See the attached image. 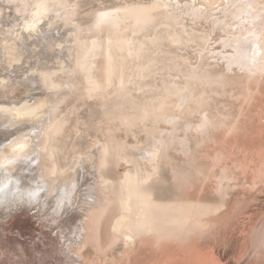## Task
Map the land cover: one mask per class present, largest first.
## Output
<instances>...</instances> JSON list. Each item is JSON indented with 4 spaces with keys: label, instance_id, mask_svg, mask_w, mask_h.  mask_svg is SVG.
Here are the masks:
<instances>
[{
    "label": "rangeland",
    "instance_id": "374dc122",
    "mask_svg": "<svg viewBox=\"0 0 264 264\" xmlns=\"http://www.w3.org/2000/svg\"><path fill=\"white\" fill-rule=\"evenodd\" d=\"M69 1L86 47L94 36L102 42L119 36L134 50L145 42L138 55L113 42L118 70L107 83L99 52L94 75L100 86L80 68L53 75L56 82L70 87L57 93L61 101L56 116L62 130L54 133L51 143H55L41 152L39 161L48 170L58 165V175L51 177L67 182L76 176L75 161L91 156L85 160L91 180L85 187L93 194L92 204L103 209L97 206L93 212L99 220L97 234L94 224L86 221L89 231L78 249L85 264L88 260L87 264H264V74L238 67L228 71L221 54L226 50L221 43L225 34L213 18L185 5L169 9L158 7L157 0ZM261 3L264 6V0ZM108 11L112 17L103 18ZM170 17L176 21L167 23ZM142 18H148L147 26L138 32ZM178 23L189 31L211 33L209 43L172 44L166 37L171 28L179 31ZM155 34L164 36L159 44L147 40ZM185 87L193 94L189 107L179 99ZM13 96L21 99L27 93L18 88ZM173 116L188 128L174 130L169 123ZM206 116L211 124L202 131L200 123ZM163 129L174 130L175 138L167 140V155L156 147L150 156L155 161H145L149 178L141 187L150 229L128 248L113 224L121 214L125 173L140 167L130 148L147 145L152 151L151 137L168 139L166 132L160 133ZM182 140H187L188 151ZM101 154L103 164L104 159L97 157ZM96 157L98 165L91 172ZM82 206L83 202L63 210L61 222L43 207L32 209L35 212L17 207L1 211L0 264H66L60 242L75 239L72 232L82 224ZM72 248L77 245L72 243Z\"/></svg>",
    "mask_w": 264,
    "mask_h": 264
},
{
    "label": "bare ground",
    "instance_id": "6f19581e",
    "mask_svg": "<svg viewBox=\"0 0 264 264\" xmlns=\"http://www.w3.org/2000/svg\"><path fill=\"white\" fill-rule=\"evenodd\" d=\"M156 3L157 6L165 5L169 9L182 4L190 11L194 10L206 18H213L214 25H217L225 34L221 43L226 50L221 54L227 59L226 69L229 71L238 67L243 72L264 74V6L261 0H163V3L162 0H157ZM75 14L76 11L69 0H0V213L5 212L6 209L12 211L15 207L29 211L35 207H43L46 211L52 212L53 220L61 222L58 217L63 210L75 209L76 205L83 202L84 217L78 216L83 217L82 224L79 223L78 230L72 232L75 236L73 241L67 239L60 242L62 246L60 253L66 264H85L84 254L82 255L78 249L83 244L80 240L85 242L87 238L89 226L86 225V221L94 224L96 234L99 227V220L93 215L98 205L92 204L93 194L89 187L86 188L90 179L87 177L88 168L85 160L90 159L91 156L75 161L76 176L67 182L51 177L57 174L58 165L53 164L54 167L48 170V167L41 163L43 161H39L41 152L51 148L54 133L62 130L63 124L61 126L60 119L56 116L58 104L61 101V96L57 93L59 90L63 93L70 87L56 82L53 75L64 69L80 68L88 73L95 86H100L101 81L94 75V69H96L94 59L99 52H102L104 56L102 73L107 83L112 80L114 72L118 70L113 45L117 44L119 48L126 47L131 55H138L145 42L134 50L119 36L113 38L108 36L106 42L100 41L97 36H94L92 40L88 36L91 44L86 47L80 39V26L75 24ZM113 14L108 11L101 16L107 19ZM149 18L150 21L153 19L151 16ZM147 19L139 20L138 32L147 26ZM167 20L169 24L176 21L172 17ZM177 25L179 31L168 26L172 30L166 38L172 44L188 46L190 42L193 44L198 42L205 46L211 39L209 32L193 29L189 31L186 25L179 23ZM163 38L161 34H155L147 40L150 43L159 44ZM18 88L26 90L25 98H14L13 92ZM181 97L185 107H189L190 100L193 99L192 91L185 87L184 91L180 92L179 99ZM169 123L173 125L174 130L178 126L187 127L179 116L170 118ZM209 124L211 119L206 116L200 123V129L205 131ZM174 130H160V133L166 132L168 139L164 136L160 139L151 137L149 144L153 147L152 151L147 149V145L130 148L132 157L139 161L140 167H137L134 172L125 173L122 181L125 190L120 199L121 214L113 224L114 231L123 234L128 248H133L137 238L147 234L150 229L147 223L148 205L141 195L142 184L149 178L145 161H155L156 158L150 156L153 155L156 147L162 148L167 155L168 143L175 138ZM182 144L186 151L190 149L187 140H182ZM103 148H101L102 151ZM97 157L100 158V160L98 158L99 161L104 159L102 154ZM97 157L90 164L91 172L95 170ZM104 161L105 159L101 161L102 164ZM133 214L134 218H132ZM72 243L77 245V248H72ZM72 249L78 252L75 251L71 255ZM58 261L60 262L61 259Z\"/></svg>",
    "mask_w": 264,
    "mask_h": 264
}]
</instances>
